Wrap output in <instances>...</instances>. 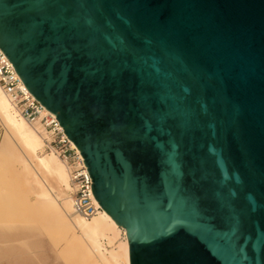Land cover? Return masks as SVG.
Listing matches in <instances>:
<instances>
[{
    "label": "water",
    "instance_id": "water-1",
    "mask_svg": "<svg viewBox=\"0 0 264 264\" xmlns=\"http://www.w3.org/2000/svg\"><path fill=\"white\" fill-rule=\"evenodd\" d=\"M20 13L37 31L58 23L38 47L8 30ZM0 23L1 51L79 150L130 264H264V0H0ZM86 94L107 101L99 127ZM161 216L179 222L153 240Z\"/></svg>",
    "mask_w": 264,
    "mask_h": 264
},
{
    "label": "bare ground",
    "instance_id": "bare-ground-1",
    "mask_svg": "<svg viewBox=\"0 0 264 264\" xmlns=\"http://www.w3.org/2000/svg\"><path fill=\"white\" fill-rule=\"evenodd\" d=\"M0 121L5 123L9 129V134L5 136L6 138L4 137L5 140L0 150V163H13L15 169L22 175V184L27 192L34 196V203L48 214L50 220L53 221L52 226L54 225L60 237L64 238L75 251L77 249V252L81 250L80 253L88 251L93 254L90 244L96 246L94 241L96 233L101 236L123 233L124 239L119 244L120 251L118 250L123 256L114 263L130 264L126 232L125 230L121 232V228L103 209L88 220L71 215L74 200L72 195H68L71 187L65 164L53 153L39 154L41 150L44 152L42 135L13 113L1 88ZM73 146L77 149L74 144ZM77 151L79 152L78 149ZM34 203L30 204L34 206ZM80 253L79 255H82Z\"/></svg>",
    "mask_w": 264,
    "mask_h": 264
},
{
    "label": "rangeland",
    "instance_id": "rangeland-1",
    "mask_svg": "<svg viewBox=\"0 0 264 264\" xmlns=\"http://www.w3.org/2000/svg\"><path fill=\"white\" fill-rule=\"evenodd\" d=\"M8 131L0 121V150ZM20 175L12 162L0 163V264H115V260L122 259L119 244L123 233H96V246L90 244L93 254L75 251L54 229L48 214L34 203V196L27 192Z\"/></svg>",
    "mask_w": 264,
    "mask_h": 264
},
{
    "label": "built area",
    "instance_id": "built-area-1",
    "mask_svg": "<svg viewBox=\"0 0 264 264\" xmlns=\"http://www.w3.org/2000/svg\"><path fill=\"white\" fill-rule=\"evenodd\" d=\"M0 88L13 113L42 135L44 151L55 154L65 164L74 200L71 215L86 220L96 216L102 208L97 205L91 192L92 181L83 158L65 135L56 116L28 92L1 49Z\"/></svg>",
    "mask_w": 264,
    "mask_h": 264
},
{
    "label": "snow or ice",
    "instance_id": "snow-or-ice-1",
    "mask_svg": "<svg viewBox=\"0 0 264 264\" xmlns=\"http://www.w3.org/2000/svg\"><path fill=\"white\" fill-rule=\"evenodd\" d=\"M43 25L42 30L37 31L36 26L32 25L29 21V18L23 14L20 13L18 15H16L15 17H13L10 21L7 22V28L10 31H31L35 34V39L37 41V46L39 47L40 44L45 43L48 38H49V28H55L56 24L58 23V21L55 19V17H43L41 22ZM4 27V25L2 23H0V29H2ZM66 41H56L55 42V47H52L51 45H49V54L53 56V58H55L56 56H58L60 54V50L63 49L64 47V43ZM109 61L105 60L103 61V63H98V65L100 66H106L107 63ZM95 104L97 111L99 113L98 115V119L97 121H95V123L97 124V126L99 127L100 124L105 120L106 117V113L104 111H101V107H106L107 106V101L105 100V98L100 95V96H96L94 98L90 97L89 95H84L81 97V106L82 108L87 111V108L90 104ZM101 133L104 136H107L109 138L115 137V138H119L117 136L116 133L112 132L110 128H108L106 125L104 127H102L101 129ZM141 194H144L148 197H150L153 201L152 203V209L153 211L159 215V213L157 212V209L159 208V200L156 198L155 196V192L149 188V187H145V189L142 191ZM172 194L175 196L176 191L173 189L172 190ZM181 205L183 206V209L186 213H188L189 215H197V208L196 205L193 204H188L185 201L181 202ZM134 208L137 212H140L143 210V204L140 201L139 198H135L134 199ZM167 211V210H164ZM179 221H173L172 223H169L168 220L166 218H164L163 216H161V223H160V230L159 231H155L152 239L153 240H157L160 239L164 236L165 233L170 232L175 223H178Z\"/></svg>",
    "mask_w": 264,
    "mask_h": 264
}]
</instances>
